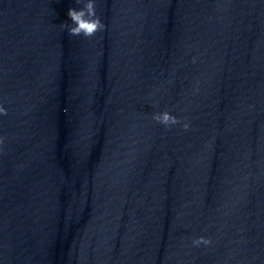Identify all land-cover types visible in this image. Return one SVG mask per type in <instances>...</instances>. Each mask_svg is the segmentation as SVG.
<instances>
[{
    "label": "clouds",
    "instance_id": "1",
    "mask_svg": "<svg viewBox=\"0 0 264 264\" xmlns=\"http://www.w3.org/2000/svg\"><path fill=\"white\" fill-rule=\"evenodd\" d=\"M80 2V0H77ZM68 16L71 20V24H62L63 27L67 28L70 36H81L93 37L97 32L102 31L105 28L104 23L101 21L100 17L96 13L95 0H84L83 7L79 10L75 8H70L68 11ZM0 114H7L6 109L0 106ZM153 119L165 126H171L180 123L177 117L170 114L169 112H160L153 115ZM184 129L186 130L189 125L184 124ZM0 143H2V138H0ZM210 240L199 237L193 241L194 245L209 244Z\"/></svg>",
    "mask_w": 264,
    "mask_h": 264
}]
</instances>
